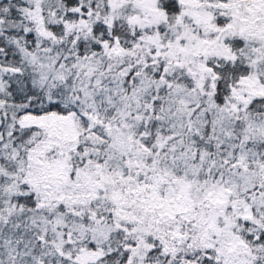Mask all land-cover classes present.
I'll return each instance as SVG.
<instances>
[{"label": "snow or ice", "instance_id": "6c2138e0", "mask_svg": "<svg viewBox=\"0 0 264 264\" xmlns=\"http://www.w3.org/2000/svg\"><path fill=\"white\" fill-rule=\"evenodd\" d=\"M0 264H264V0H0Z\"/></svg>", "mask_w": 264, "mask_h": 264}]
</instances>
